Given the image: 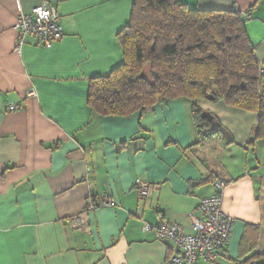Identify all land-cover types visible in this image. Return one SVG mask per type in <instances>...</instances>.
<instances>
[{"label":"crops","instance_id":"obj_1","mask_svg":"<svg viewBox=\"0 0 264 264\" xmlns=\"http://www.w3.org/2000/svg\"><path fill=\"white\" fill-rule=\"evenodd\" d=\"M191 10L236 11L264 67V0H180ZM133 0H0V264H169L175 253L143 225L193 230L198 202L226 183L233 220L216 264H264V139L257 115L199 101L103 117L87 105L89 80L123 64L117 34ZM53 6L62 35L49 48L27 39L16 51L21 14ZM14 105L15 111H8ZM201 113V114H202ZM155 188L140 199L134 182ZM111 200L69 226L88 200ZM196 264H206L197 262Z\"/></svg>","mask_w":264,"mask_h":264},{"label":"trees","instance_id":"obj_2","mask_svg":"<svg viewBox=\"0 0 264 264\" xmlns=\"http://www.w3.org/2000/svg\"><path fill=\"white\" fill-rule=\"evenodd\" d=\"M236 11L191 10L180 0H133L117 34L123 64L89 80L87 105L99 116L144 113L186 99L197 128L209 125L198 103L208 100L257 115L264 139V67ZM96 200V199H94Z\"/></svg>","mask_w":264,"mask_h":264},{"label":"built area","instance_id":"obj_3","mask_svg":"<svg viewBox=\"0 0 264 264\" xmlns=\"http://www.w3.org/2000/svg\"><path fill=\"white\" fill-rule=\"evenodd\" d=\"M249 16H246L247 20ZM13 29L16 33V51H19L25 41L31 38L35 43L49 48L51 41L62 35L59 24V16L53 6L41 4L31 10L28 14L18 16ZM264 73L262 69L260 71ZM17 107L10 105L8 111H15ZM138 197L146 199L157 188L145 184L139 180L134 182ZM226 183L218 180L214 183V193L198 202L200 217L196 218L189 214L192 235L185 234L175 224L159 222L155 226L143 225L144 233L152 232L155 239L162 244H171L175 248L169 264H216L220 254L225 248L233 226V220L222 211L223 196ZM112 201L88 200L84 210L77 216L69 218V226L75 230H82L87 224V215L101 207L112 206Z\"/></svg>","mask_w":264,"mask_h":264},{"label":"water","instance_id":"obj_4","mask_svg":"<svg viewBox=\"0 0 264 264\" xmlns=\"http://www.w3.org/2000/svg\"><path fill=\"white\" fill-rule=\"evenodd\" d=\"M208 100H209V101H212L213 99H212L211 97H209ZM207 116H208L207 113H202V114H201V117H202V118H206Z\"/></svg>","mask_w":264,"mask_h":264}]
</instances>
